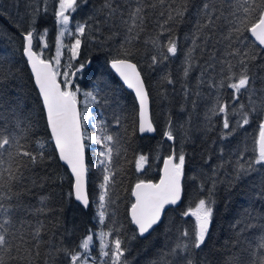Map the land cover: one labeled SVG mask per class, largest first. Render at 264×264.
Returning a JSON list of instances; mask_svg holds the SVG:
<instances>
[{
	"label": "trees",
	"instance_id": "1",
	"mask_svg": "<svg viewBox=\"0 0 264 264\" xmlns=\"http://www.w3.org/2000/svg\"><path fill=\"white\" fill-rule=\"evenodd\" d=\"M205 2L208 0H165L161 5L158 0H143L144 4L155 3L156 7H145L143 30L137 29L131 33L135 36L139 32V39L133 40L130 47L134 55L129 58L138 65L150 94L151 117L156 128L153 136L138 134L134 98L108 67L109 61L121 51V45L130 35L129 25L123 21L129 19L128 13L135 7L136 0H111L113 7L117 9L111 17L108 16L107 9L100 11L105 0H87V4H81L74 13L75 21H87L90 25L83 38L79 57L71 61L77 67L80 63L86 64L83 72L72 77L74 83L81 88L82 114L85 100L83 93L93 91L97 83L107 85L108 103H89L88 112L91 115L86 134L95 135V119L102 118L109 131L120 140L121 155L114 157L116 175L115 184L111 188L115 203L110 206L109 214L115 213L116 227L121 229L119 235L127 247V264H185L181 258L185 255L194 264H239L241 258L245 261L248 259V253H242V249L248 248L250 242L254 248L255 241L262 234L260 218L264 217V172L253 173L240 181L234 178V169L239 159L237 154L245 146L249 149L254 147L259 119H253L244 128H236L232 136L221 139V117L210 113L217 96L237 110L239 104L247 105V94L233 103L231 89L213 88L209 84L212 79L220 81V69L222 66L226 67L221 61H231L236 65L234 70L239 72V57L228 56L227 53L233 48H240L242 52L247 49L235 37L226 39L230 31L229 20L232 19L228 16L227 8L213 27L202 28L205 17L201 6ZM212 2L220 7V0ZM55 3L56 0H47V13L41 11L36 17L37 31L48 30L46 39L49 47L44 50L45 58L55 55ZM38 6L43 9L44 0H0V96L15 102L12 108L22 120L23 130L15 129L12 112L7 113L8 127L10 131L17 132L21 144L30 152L38 153L37 142L45 143L44 158H38L35 164L27 157L10 159L7 153L0 158V174L5 181L8 178L5 170L9 166L13 171L19 166L20 172L16 174H23L20 181L11 183V193L8 192V186L0 190V193H14L11 201L4 202L20 209L13 217L14 226H8L10 233L14 232L17 237L13 243L20 245L19 251L13 253L16 259L11 264H68L63 252L57 250L65 247L76 249L90 230L95 233L101 227L96 215V197L103 178L101 169L96 166L100 146L85 141V158L89 168L87 191L90 200L85 209L69 195L72 192V179L59 162L50 140L41 100L22 52V34L29 30L32 13ZM185 8L182 18L177 17L164 25L169 11ZM161 12L164 13L163 16L160 15ZM215 15L219 16L220 12ZM161 25L171 29V32H165L160 37L161 41L166 42L169 36L176 38L178 53L167 61L153 65L151 56L155 54V50L146 41L159 35ZM198 28L201 30L198 31ZM244 35L251 39L250 34ZM194 39L199 47L192 53V68L185 77V55L193 48ZM71 40V37H65L66 44ZM41 47L39 41L34 40V50L40 51ZM69 55L65 49L61 60L62 72L68 70L63 66L69 62ZM209 65H215V69ZM249 71L254 78L253 87L257 90L264 89V60L258 58L250 62ZM165 74H170L173 84H168L163 79ZM231 115L232 126L235 128L240 117L238 114ZM117 117L120 118L119 125L115 122ZM169 119L172 121L175 142L167 141L163 135ZM173 146L177 151L182 148L186 154L181 201L177 207L166 210L161 222L149 234L140 236L128 216L133 203L132 188L139 180H158L162 159L170 154ZM12 151L14 154L15 150ZM140 154L147 155L149 159L144 170L137 172L134 162ZM251 155V151L245 152L244 160L240 162L246 163ZM210 190L214 211L205 244L201 249L190 250L188 253L172 254L171 250L179 242L181 232L185 229L191 231L194 226V218L182 214L189 207H194L200 198H208ZM245 211L257 217L255 221H251L255 227L245 228L242 224L248 219ZM2 219L0 216V220ZM19 221H23V227ZM108 226L112 225L106 220V227ZM36 228L41 229L38 247L28 235ZM21 233L29 241L27 244L20 243ZM9 239L12 240L11 235ZM91 255L96 258V264H100L98 241L94 243ZM4 258L8 260L7 255Z\"/></svg>",
	"mask_w": 264,
	"mask_h": 264
},
{
	"label": "snow or ice",
	"instance_id": "2",
	"mask_svg": "<svg viewBox=\"0 0 264 264\" xmlns=\"http://www.w3.org/2000/svg\"><path fill=\"white\" fill-rule=\"evenodd\" d=\"M158 3L163 5L165 0H158ZM81 4L86 5L87 0H56L53 15L57 26V35L55 37V55L51 58H45L44 50L48 49L47 42L48 30L43 29L38 32L36 28V17L41 11L47 13V0H44V7L39 6L32 13L30 28L22 34L24 41L23 56L26 57L27 63L31 67V72L34 75L35 85L38 88V93L41 98L42 108L45 114L47 128L50 131V140L54 144L55 151L58 157L70 169L73 177L72 192L70 196H74L75 200L80 202L83 207L87 208L90 204L87 191V177L89 173L88 165L85 162V149L87 147L85 141L94 142L100 146L98 152V164L101 169L103 178L99 184V194L96 197V215L98 224L101 226L98 232L89 233L81 239L76 249L63 248L57 251L63 252L67 258L68 264H96V258L91 255L94 243L99 242L100 264H127L125 253L127 247L123 239L119 235L120 227H116L114 219L115 213L109 214V208L115 201L112 199L111 188L115 184V161L114 157L121 155L120 140L118 136L113 135L107 126V123L101 119H95V135L86 134V127L89 124L88 112L89 103H108L106 94L107 85L97 83L93 91L83 93L84 112L80 109V94L81 88L74 83L72 77H75L78 72H83L86 64L80 63L79 66H74L71 61L76 60L80 55V49L83 43V38L86 35L87 29L90 27L87 21L80 22L74 20V13L81 7ZM145 7L155 8L156 4H144L143 0H136V5L128 13V20L123 23L129 25L128 33L130 34L124 44L121 45V51L110 61L111 68L119 74L124 84L129 89H133L135 98L138 102V131L140 134L154 133L156 128L150 114V94L145 85V81L138 70V65L133 63L129 58L134 55L131 49L133 40L139 39V32L135 36L131 35L134 30H143L145 16L143 15ZM228 9L230 31L226 39L231 40L233 37L243 45L247 51H241L240 48H233L228 52V56L239 57L238 65L239 72L235 71L236 65L231 61H221L219 82L214 79L209 81L213 88H228L232 90L231 100L233 103L240 100L241 96L247 94V105L239 104L238 110L231 108L229 102L224 101L217 96L210 113L213 116H220L222 121L221 139H227L232 136L236 128H244L249 125L253 119H259L258 135L254 140V147L249 149L245 146L244 150L239 152L235 171V179L240 181L253 173L260 174L264 172V89L257 90L253 87L254 78L250 75L249 64L256 61L258 58L264 60V0H220V7L217 4L208 0L201 6V11L204 14L205 21L202 28H211L215 21L224 15V9ZM108 10V16L115 15L117 9L113 7L111 0H105L103 8ZM184 10L172 9L168 12V18L164 22L166 25L169 21L182 18ZM220 12V15H215ZM175 13V15H173ZM160 15H164L163 12ZM228 17H225L227 19ZM93 19V17H89ZM130 22V24H129ZM161 25L159 35L146 43H151L155 54L151 56L153 65H157L163 61L175 57L178 53V41L176 38L169 36L166 42L161 41L160 37L164 36L165 32H171V29ZM201 29L198 28V31ZM244 33L250 34L245 36ZM65 37H71L70 43H65ZM34 40H38L42 45L40 51L34 50ZM247 41V43H245ZM193 48L188 50L185 55V67L183 74L188 76L192 68L193 56L195 51L196 40H193ZM231 47V44L229 45ZM67 50L69 62L63 67L67 71H61V60L64 55V50ZM257 49H259L257 51ZM90 63V61L88 62ZM215 69V65H209ZM205 72L207 69L204 70ZM225 72L227 73L225 75ZM204 72L201 73V76ZM163 79L168 84H173L170 74H165ZM203 81L201 80V83ZM259 93V95H258ZM14 101H9L3 96H0V158L7 153L10 159L15 157H27L28 160L35 164L38 158H44V142H37L39 152L33 153L26 150L21 144V140L16 131H10L8 127V112H12L15 117V129L22 131V120L16 115L12 108ZM238 114L239 119L236 121V127L232 126V115ZM116 124H120V118L115 120ZM167 141L175 142L176 137L173 132L171 119L168 120L166 130L163 133ZM15 150L13 154L12 150ZM251 151L252 155L246 163H241L244 160L245 152ZM149 157L140 154L135 159V169L137 172L144 170L148 163ZM186 154L181 148L179 151L173 146L170 154L163 159L162 175L158 183L151 181L139 180L133 190L132 196L135 197L129 210L130 223L135 225V229L140 236L154 229V226L161 222L166 206L176 205L182 198L183 183L185 176ZM5 171L8 172V178L5 181L3 175L0 174V190L8 186V192L11 193L10 187L12 182H18L22 179L23 174L17 175L20 172L19 166L12 170L11 166ZM215 187V182L213 188ZM264 187V181H262ZM264 194V193H262ZM12 195L0 193V264H11L16 257L14 252L19 251L20 245L13 243L17 239L16 234L10 233L9 225H13L15 221L13 217L20 211L17 206L4 201H11ZM212 192L209 191L208 198H200L194 207H189L182 215L185 217L194 218V226L191 231L185 229L181 232L179 242L171 250L172 254L188 253L190 250L201 249L209 234L210 225L213 217L214 201L211 199ZM43 209H40L42 211ZM245 216L248 218L246 222H242L245 228L255 227L251 221H255L257 217L253 213L245 211ZM106 220L111 222L112 226L106 227ZM23 227V221H19ZM262 225V234L255 241V247L252 248L251 242L249 247L242 249L248 253V259L245 261L240 259L239 264H264V217L260 218ZM40 228H36L28 235L35 241V246H39ZM12 236V240L9 239ZM95 237V240H94ZM19 240L21 244H27L29 241L23 233L20 234ZM39 254L38 252L36 253ZM4 255H7L6 261ZM185 264H194V261L186 255L181 257Z\"/></svg>",
	"mask_w": 264,
	"mask_h": 264
},
{
	"label": "water",
	"instance_id": "3",
	"mask_svg": "<svg viewBox=\"0 0 264 264\" xmlns=\"http://www.w3.org/2000/svg\"><path fill=\"white\" fill-rule=\"evenodd\" d=\"M26 58V57H25ZM26 62H27V59H26ZM27 67H28V69H29V71H30V74H31V77H32V80H33V83H34V86H35V88H36V90H37V93H38V88H37V86L35 85V81H34V75H33V73L31 72V67H30V65L27 63ZM108 67H109V69H110V71L112 72V74L116 77V79L120 82V84L124 87V89L126 90V91H128V92H130L131 94H132V96H133V98H134V101H135V103H136V106H137V113H138V102H137V100H136V98H135V93H134V90L133 89H129L128 87H127V85L126 84H124V82H123V80L120 78V76H119V74L118 73H116V71L114 70V69H112L111 68V65H110V61H109V63H108ZM38 95H39V93H38ZM39 98H40V96H39ZM40 100H41V98H40ZM42 104V103H41ZM150 114H151V110H150ZM46 119V118H45ZM137 124H138V117H137ZM46 125H47V123H46ZM137 130H138V125H137ZM48 132H49V134H50V131L48 130ZM155 133V132H154ZM154 133H145V134H140L139 133V131H138V134L140 135V136H153L154 135ZM170 142V141H169ZM53 144V143H52ZM53 146H54V144H53ZM55 149V148H54ZM56 154H57V157H58V153L56 152ZM58 159H59V157H58ZM164 159V158H163ZM163 159H162V162H161V167H160V172H159V178H158V180L156 181V182H153V183H158L159 182V179H160V176L162 175V169H163ZM59 162L67 169V171L69 172V174H70V176H71V172H70V169L67 167V165L63 162V161H61L60 159H59ZM85 162H86V158H85ZM71 179H72V183H73V177L71 176ZM147 182V181H146ZM136 184V183H135ZM135 184H134V186H135ZM134 186H133V188H134ZM133 188H132V190H133ZM131 196H132V191H131ZM74 197V196H73ZM75 199V198H74ZM132 200H133V202H134V200H135V197H133L132 196ZM76 201V200H75ZM181 201V200H180ZM180 201L176 204V205H169V206H166V209H165V212H166V210L167 209H169V208H175V207H177L178 205H179V203H180ZM79 205H81L82 207H83V205L80 203V202H78V201H76ZM131 207V206H130ZM83 208H85V207H83ZM86 209V208H85ZM129 210H130V208H129ZM164 212V213H165ZM164 215V214H163ZM128 216H129V211H128ZM162 218H163V216H162ZM129 219H130V216H129ZM162 220V219H161ZM134 227H135V225H133ZM157 226V225H156ZM156 226H154V228L156 227ZM152 230H150L148 233H145L143 236H145V235H147V234H149L150 232H151ZM138 233V232H137ZM139 235V234H138Z\"/></svg>",
	"mask_w": 264,
	"mask_h": 264
}]
</instances>
